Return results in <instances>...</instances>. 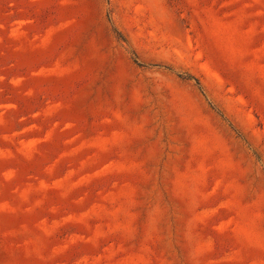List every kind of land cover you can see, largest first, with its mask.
Here are the masks:
<instances>
[{"label": "rangeland", "instance_id": "rangeland-1", "mask_svg": "<svg viewBox=\"0 0 264 264\" xmlns=\"http://www.w3.org/2000/svg\"><path fill=\"white\" fill-rule=\"evenodd\" d=\"M0 264H264V0H0Z\"/></svg>", "mask_w": 264, "mask_h": 264}]
</instances>
